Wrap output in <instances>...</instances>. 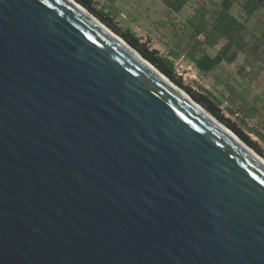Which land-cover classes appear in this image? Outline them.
<instances>
[{
  "label": "water",
  "instance_id": "95a60500",
  "mask_svg": "<svg viewBox=\"0 0 264 264\" xmlns=\"http://www.w3.org/2000/svg\"><path fill=\"white\" fill-rule=\"evenodd\" d=\"M146 63L0 0V264H264V167Z\"/></svg>",
  "mask_w": 264,
  "mask_h": 264
},
{
  "label": "rangeland",
  "instance_id": "374dc122",
  "mask_svg": "<svg viewBox=\"0 0 264 264\" xmlns=\"http://www.w3.org/2000/svg\"><path fill=\"white\" fill-rule=\"evenodd\" d=\"M171 1L89 0L94 9L108 15L106 22L76 2L106 27L111 20L119 30L133 32L142 49L169 58L183 86L209 93L220 112L264 152V0H259L260 7L253 14L247 13L246 0H233L221 20L222 0H187L180 10ZM232 38L225 59L210 72L200 71L196 60L204 55L214 57ZM233 51L235 59L228 61Z\"/></svg>",
  "mask_w": 264,
  "mask_h": 264
},
{
  "label": "trees",
  "instance_id": "16d2710c",
  "mask_svg": "<svg viewBox=\"0 0 264 264\" xmlns=\"http://www.w3.org/2000/svg\"><path fill=\"white\" fill-rule=\"evenodd\" d=\"M80 2V0H76ZM89 2V0H84ZM187 0H172L170 4L173 6L174 9L180 10L182 5L186 3ZM222 10L218 15V20H221L222 17L228 15L229 10L233 6V0H222L221 2ZM88 8L87 6H85ZM244 7L247 9L248 14H253L257 8L260 7L259 0H246ZM225 15H224V14ZM104 16L107 14L103 13ZM237 20L232 16V21ZM106 22V21H105ZM113 32L120 35L131 47L136 49L140 55L150 62L154 67H156L162 74H164L168 79H170L173 83L180 86L181 88L185 89L189 96L194 100L197 104L202 106L206 111H208L212 116H214L218 121L223 123V125L227 126L242 142L252 148L258 155L264 157V152L253 142V140L249 137L248 134L243 132V130L237 126L235 123L230 122L228 118H226L221 112L219 108V104L216 103L210 96L209 93H197L192 91L189 87L183 86L178 78L175 76L174 66L171 60L167 57L161 56L155 50H148L142 49L140 44L138 43V38L135 34L129 30L121 31L117 30L113 25L110 23H105ZM197 34L200 31L195 29ZM233 45V38L232 41H227L226 45L224 46L223 50L217 53L214 57H209L208 55L202 56L200 59L196 60V66L199 68L200 71L205 73L210 72L215 66L219 65L226 57V54L229 52L230 47ZM236 52L233 51L231 56L227 58L228 61H233L235 59Z\"/></svg>",
  "mask_w": 264,
  "mask_h": 264
},
{
  "label": "bare ground",
  "instance_id": "6f19581e",
  "mask_svg": "<svg viewBox=\"0 0 264 264\" xmlns=\"http://www.w3.org/2000/svg\"><path fill=\"white\" fill-rule=\"evenodd\" d=\"M71 4H73V6H75L76 8H78L79 10H81L82 12H84L85 14H87L88 16H90L91 18H94L92 15H90L88 13V11L82 7V5L78 4L76 1L74 0H68ZM95 19V18H94ZM96 22L98 24H100V26L103 27L104 30H106V32H108L113 38H115L119 43H121L123 46H125L128 50H130L137 58L141 59L142 61H145L146 59H144L140 53H138L136 50H134L122 37H120L119 35H117L115 32H113L111 29H109L108 27H106L105 25H103L100 21H98L97 19H95ZM147 61V60H146ZM147 64V63H146ZM156 74L160 75L170 86H172L173 88H175L176 90H178V92L180 94H182V96H184L188 101L192 102L197 108L201 109L202 111H206L202 106L195 104V101L192 100V98L187 95L184 91H182L180 88H178L176 85H174L169 79H167L165 76H163L161 74V72L154 67L150 62H148L147 64ZM208 112V111H207ZM208 116L209 113H206ZM212 118V117H211ZM212 120H214V122H216V124L222 129V131L228 136L230 137L232 140L236 141L239 145H241L243 148H245L254 158H256L260 164H262V166L264 167V159L261 158L260 156H258L249 146L247 147L246 144L244 142H242L229 128H227L225 125H223L221 122H219L217 119L212 118Z\"/></svg>",
  "mask_w": 264,
  "mask_h": 264
}]
</instances>
